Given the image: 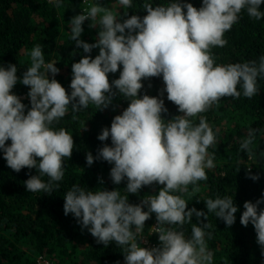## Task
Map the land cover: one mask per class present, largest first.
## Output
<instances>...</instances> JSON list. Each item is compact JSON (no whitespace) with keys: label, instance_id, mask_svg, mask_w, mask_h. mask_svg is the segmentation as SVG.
<instances>
[{"label":"clouds","instance_id":"obj_1","mask_svg":"<svg viewBox=\"0 0 264 264\" xmlns=\"http://www.w3.org/2000/svg\"><path fill=\"white\" fill-rule=\"evenodd\" d=\"M49 3L62 6V0ZM117 3L120 9L133 6L132 0ZM262 3L264 0H202L197 8L187 0L155 6L145 2L143 16L113 12L94 3L73 15L70 39L85 55L71 65L70 93L55 78L60 69L55 62H45L39 44L27 53L31 64L21 75L16 64H0V150L7 166L17 173L35 168L37 174L24 181L26 190L51 194L64 178V158H71L75 145L73 135L55 125L69 106L75 120V113L90 103L104 110L113 106L118 95L123 96L128 106L97 136L101 142L110 138L111 143L98 147L95 156L87 152L86 163L91 166L102 160L112 165V183L119 185L126 180L127 194L121 195L118 188L92 191L74 184L64 195V214H72L97 244L107 247L115 242L120 246L125 264H213V252L205 239L212 238V233L206 232L212 228L208 213L230 227L238 206L231 196H217L204 200L205 212L188 208L182 198L189 185H193V193L198 192V182L207 180L206 169L215 167L214 154L208 149L217 143L216 134L206 117L199 116L198 124L190 118L206 112L221 98H239L238 85L249 99L258 93V77L264 78V55L258 62L221 65L215 64L211 49L227 44L224 33L238 22L242 10L257 20L264 17L259 10ZM86 20L91 21L89 28L98 29L94 43L81 39ZM93 49H99L94 58ZM117 71L119 77L110 81L109 73ZM153 77H162L164 87L159 95L141 96L143 80ZM17 82L29 88L30 107L12 91ZM165 92L182 114L164 118L162 113L168 112ZM256 132L249 129L240 142V149L249 155ZM9 140L11 143H6ZM247 174L254 181L259 179L250 168ZM103 183L102 178L98 180V184ZM154 183L162 185L157 193L144 196L139 203L129 202V193L139 194ZM262 204L264 194L255 202L246 200L240 223L254 226L256 243L264 255ZM153 213L160 244L140 246L137 237ZM194 215L198 223L192 224L190 238L183 230L166 227L180 225L182 229Z\"/></svg>","mask_w":264,"mask_h":264},{"label":"trees","instance_id":"obj_2","mask_svg":"<svg viewBox=\"0 0 264 264\" xmlns=\"http://www.w3.org/2000/svg\"><path fill=\"white\" fill-rule=\"evenodd\" d=\"M147 2L153 6L167 5L173 0H132V7L120 9L117 0H95L94 3L108 7L113 12L128 11L129 15H145L142 5ZM199 8L202 0H187ZM93 3V4H94ZM92 4V5H93ZM264 12V3L261 4ZM81 11V0H62V6L57 8L48 0H0V64H16L18 76L30 67L31 49L41 45L45 62H55L60 69L56 79L70 93L72 79L71 65L85 55L82 49H77L75 41L70 39L69 20ZM91 21L86 20L82 27L81 39L94 43L98 36L97 28H89ZM227 44L224 47H213L211 54L215 64H228L256 60L264 55V17L257 20L248 15L246 9L239 14L238 22L231 30L224 33ZM99 49L92 50V57ZM122 70V65H121ZM51 75V74H50ZM119 77V71L109 73V80ZM144 88L140 95H159L164 87L162 77L143 80ZM151 84V87L148 85ZM258 93L251 99L224 97L213 104L206 112L190 118L194 124L199 123V116H204L216 134L217 143L209 147L208 152L214 154L215 167L206 169L207 180L198 182L199 191L183 193L188 208L207 212L206 199L217 196H231L238 206L235 223L227 227L225 223L208 213L207 222L212 228L206 232L212 233V238L205 237L209 250L213 252V264H264V255L256 243L254 226L249 223L244 227L240 223V215L244 211L246 200L256 201L264 194V78L258 77ZM12 91L22 98V102L30 107L27 93L29 88L17 82ZM167 113H162L165 119H171L178 113L177 106L167 100L164 94ZM129 101L118 95L113 106L98 110L94 104L75 113L69 106L67 114L55 125L63 127L73 135L74 148L71 158H64V178L59 188H54L51 194L30 192L25 188L24 181L29 175H36L35 168H24L19 173L9 168L0 150V264H40L39 259L52 264H125L122 248L110 243L107 247L97 244L95 238L85 228L82 229L72 214H64V195L72 185L78 184L85 189L96 191L100 188L120 189L121 195H126L127 181L119 185L112 183L109 163L97 160L91 166L86 163V154L91 151L95 156L98 147L103 143H111L97 139L103 127H110L113 117L121 114ZM86 127V130L82 129ZM249 129H257L249 155L240 149V142L247 136ZM6 143L10 144L11 141ZM250 168L253 174H259L254 181L247 172ZM103 184H98V180ZM47 181V177H43ZM162 185L154 183L143 187L139 194H128L130 203H139L144 196L155 194ZM260 207L264 208V204ZM147 210V209H145ZM157 223L155 214L145 222L141 235H146L159 246L157 233L150 230ZM195 215L191 223L171 225L175 230H183L186 238L191 237L192 224H197ZM137 237V240L139 237Z\"/></svg>","mask_w":264,"mask_h":264},{"label":"built area","instance_id":"obj_3","mask_svg":"<svg viewBox=\"0 0 264 264\" xmlns=\"http://www.w3.org/2000/svg\"><path fill=\"white\" fill-rule=\"evenodd\" d=\"M94 1L95 0H81V11H83L85 8L90 7L94 3ZM155 225H156V222L153 224V226L150 230V234L155 232L154 231ZM138 242H140V246H143V247H156V245L146 235H141L138 239ZM39 263L40 264H52V263L48 262L47 260H44L41 258L39 259Z\"/></svg>","mask_w":264,"mask_h":264}]
</instances>
